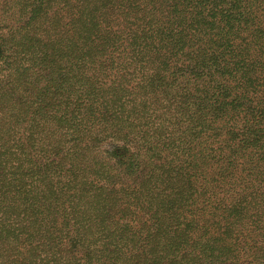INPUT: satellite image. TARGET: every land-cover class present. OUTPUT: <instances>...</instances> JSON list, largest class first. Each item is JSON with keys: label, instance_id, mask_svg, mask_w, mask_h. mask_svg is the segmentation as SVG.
Segmentation results:
<instances>
[{"label": "trees", "instance_id": "obj_1", "mask_svg": "<svg viewBox=\"0 0 264 264\" xmlns=\"http://www.w3.org/2000/svg\"><path fill=\"white\" fill-rule=\"evenodd\" d=\"M263 251L264 0H0V264Z\"/></svg>", "mask_w": 264, "mask_h": 264}, {"label": "rangeland", "instance_id": "obj_2", "mask_svg": "<svg viewBox=\"0 0 264 264\" xmlns=\"http://www.w3.org/2000/svg\"><path fill=\"white\" fill-rule=\"evenodd\" d=\"M42 217L43 216H39L38 219L40 220ZM51 221H53L52 226L55 227V231H52L49 227H47L48 225L40 226V232L35 234L34 241L38 242L37 240L40 238L39 242L41 241V246L44 251L57 250L60 252V254L66 255L69 252L71 237L75 235L74 231L78 225L75 227L72 220L69 217H66L64 210L62 211V209H58L54 212ZM98 233L99 232L97 231L92 236L87 237L88 243H90L92 248H94L96 244L100 245V241L96 242L95 244L92 243L95 238L100 239V237L97 236ZM209 260L210 259H205L203 262L198 264H228L226 261H224L223 256L219 257L218 259H211L212 262H209ZM260 264H264V251L263 254H261Z\"/></svg>", "mask_w": 264, "mask_h": 264}]
</instances>
